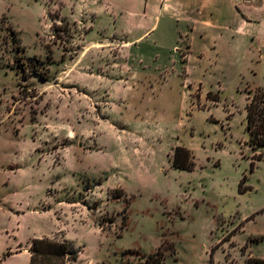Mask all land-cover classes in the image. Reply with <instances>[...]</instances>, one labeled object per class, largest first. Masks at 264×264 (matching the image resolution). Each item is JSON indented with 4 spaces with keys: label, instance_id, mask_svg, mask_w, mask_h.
Segmentation results:
<instances>
[{
    "label": "rangeland",
    "instance_id": "rangeland-1",
    "mask_svg": "<svg viewBox=\"0 0 264 264\" xmlns=\"http://www.w3.org/2000/svg\"><path fill=\"white\" fill-rule=\"evenodd\" d=\"M233 3L0 0V264H29L43 237L71 264H147L162 244L164 264L264 259L245 109L264 89V0L237 2L241 31ZM179 146L193 170L173 167Z\"/></svg>",
    "mask_w": 264,
    "mask_h": 264
},
{
    "label": "trees",
    "instance_id": "trees-1",
    "mask_svg": "<svg viewBox=\"0 0 264 264\" xmlns=\"http://www.w3.org/2000/svg\"><path fill=\"white\" fill-rule=\"evenodd\" d=\"M11 32L12 28H9ZM43 81H47L46 75L39 74L34 71ZM212 92L208 93V100L217 102L219 96L211 98ZM251 95L252 92L250 91ZM246 130L250 134V146L254 149L264 147V89L259 88L248 99L246 105ZM173 167L180 170H193L194 162L190 153L185 147H177L172 158ZM246 180L244 176L243 181ZM250 190L249 187L241 188L239 185V193H245ZM168 247V248H167ZM173 250L172 246L162 244L155 252L150 254L142 253L147 264H164L167 251ZM30 262L29 264H71L79 259V253L72 249L68 241L51 239L48 237L35 238L30 246ZM247 264H264L263 258L251 257Z\"/></svg>",
    "mask_w": 264,
    "mask_h": 264
},
{
    "label": "crops",
    "instance_id": "crops-1",
    "mask_svg": "<svg viewBox=\"0 0 264 264\" xmlns=\"http://www.w3.org/2000/svg\"><path fill=\"white\" fill-rule=\"evenodd\" d=\"M231 1L234 2L233 3L234 11L232 12L233 19L239 24L237 31L244 30L251 23V20L246 14V11H250V8H248L247 5H245L243 11L237 6V2H240L242 0H231Z\"/></svg>",
    "mask_w": 264,
    "mask_h": 264
}]
</instances>
